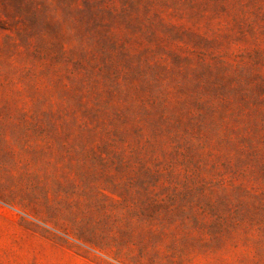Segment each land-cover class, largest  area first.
Returning a JSON list of instances; mask_svg holds the SVG:
<instances>
[{"label": "rangeland", "instance_id": "rangeland-1", "mask_svg": "<svg viewBox=\"0 0 264 264\" xmlns=\"http://www.w3.org/2000/svg\"><path fill=\"white\" fill-rule=\"evenodd\" d=\"M0 264H264V0H0Z\"/></svg>", "mask_w": 264, "mask_h": 264}]
</instances>
